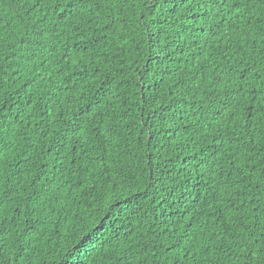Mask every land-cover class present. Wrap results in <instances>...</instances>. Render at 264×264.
I'll return each mask as SVG.
<instances>
[{
  "label": "trees",
  "instance_id": "obj_1",
  "mask_svg": "<svg viewBox=\"0 0 264 264\" xmlns=\"http://www.w3.org/2000/svg\"><path fill=\"white\" fill-rule=\"evenodd\" d=\"M138 15L141 17L136 22L138 28L135 24H126L117 33L115 30L106 31V22L93 23L87 28L81 21L65 17L60 8L40 6L39 0L32 7L29 4L22 7L17 0H5L0 8V18L6 23L11 21L5 36L14 41L25 35L34 26V21L56 31L61 26L69 28L57 38L56 51L51 55L36 45H8L5 59L0 61V85L4 92L0 102L9 121L16 123L13 118L19 117L21 121L27 118L29 125L37 127H60L59 121L52 123L55 121L53 110L49 107L50 101L44 99L46 94L54 95L59 85L67 84L72 90L68 115L73 114L71 101L77 95L82 94L78 102L81 111L89 107L88 101L104 91L111 95L114 89L121 96V101H117L121 106L113 125L116 136L111 149L113 161L118 160L123 166L119 191L106 195L102 203L96 204L94 195H99V190L84 195L76 189L69 199L78 203L73 202L71 207L59 213H49L46 208L33 210V206L24 200L20 201L19 215L17 211H10L15 221L8 224L9 230L15 229L10 241L20 244L25 232H29L30 239L24 240V247L27 249L35 244L41 252L55 246L44 244L49 237L59 242L60 247L46 258L45 264H65L69 254L73 261L80 258L75 249L97 231L101 235L96 249L107 245L114 233L135 245L141 237L163 236L170 227L178 232L174 223L178 219V210H187L193 205V212L201 208L202 202L212 199V182L223 184L232 172L225 153V149L231 151L229 146L226 144L220 148L219 154L215 153L221 138L210 134L213 129L207 126L204 115L190 106L193 102L191 95L183 100L180 98L185 92L180 85L191 76L189 69L195 63L192 57L199 52L193 47L196 34L212 31L208 27H198L205 22L204 8L191 0H176L175 3L145 0L144 11H138ZM41 17L45 18L44 22ZM101 79L104 83L112 79L113 89H103ZM117 84L122 86L117 88ZM191 87L195 90L196 85ZM49 88L53 91L50 92ZM64 95L61 89V100ZM251 99L249 95L248 100ZM173 105L181 107L169 111ZM63 107L62 103L58 105V108ZM124 107L128 108L127 112ZM200 122H205L207 139L192 132ZM223 131L221 128V133ZM51 144L52 141L47 139L37 141L33 145L35 152H29L30 161L21 160L20 182L25 185L22 191L26 190V194L31 190L24 177L31 180L32 174L41 169L50 171L53 176H58L60 170H67L70 178L72 167L69 161L73 153L80 151L79 146L55 144L50 147ZM209 149L213 150L215 159L208 158ZM240 163H244L243 159ZM213 164L215 168L210 167ZM232 179L238 180L239 177L232 176ZM63 180L61 178V182ZM87 183L93 186L91 179ZM234 195L228 219L236 223L229 227L236 230L240 225V230L246 231L244 226L252 227L249 222L256 219L257 209L264 213V185L248 184L245 178L244 183H238ZM113 200L117 202L115 205H112ZM90 203L92 207H89ZM110 205L118 206L115 216ZM204 207L207 208L206 203ZM73 214H78L83 223H79ZM57 225L59 236L55 235ZM223 226L222 222L218 225ZM18 251L19 248L13 246V252ZM96 261L93 253L90 259L83 260V264H95ZM158 264H167V261L162 258Z\"/></svg>",
  "mask_w": 264,
  "mask_h": 264
},
{
  "label": "snow or ice",
  "instance_id": "obj_2",
  "mask_svg": "<svg viewBox=\"0 0 264 264\" xmlns=\"http://www.w3.org/2000/svg\"><path fill=\"white\" fill-rule=\"evenodd\" d=\"M151 2L155 3L156 0ZM168 2L175 3L176 0ZM191 2L203 7L207 14L204 24L198 27H208L212 31L196 34L193 47L199 52L192 57L195 63L189 69L191 76L180 85L185 89L180 98L183 100L191 95L193 102L190 106L204 115L207 126L213 129L210 134L221 138L215 153L219 154L224 145L229 146L231 151L225 149V153L232 165V172L223 184L215 180L212 182V199L202 202L201 208L193 212V205L187 210H178V219L174 221L178 232L170 227L163 236L141 237L135 245L114 233L107 245L96 249L101 235L97 231L82 240L75 249L80 258L73 261L69 254L65 264H83V260L90 259L93 253L97 257L95 264H158L162 258L167 264H264V213L258 208L256 219L249 222L252 227L244 226L246 231H241L240 225L233 230L229 225L236 221L228 219L238 183H244L246 178L248 184L264 185V0ZM4 3L5 0H0V8ZM17 3L22 7L24 4L32 7L38 0H17ZM144 4L145 0H39L40 6L60 8L65 17H73L87 28L93 23L106 22L105 30H115L117 33L126 24L139 27L136 23L141 20L138 11H144ZM40 20L44 22L45 18L41 17ZM33 24L25 35L14 41L5 36L11 21L6 23L0 18V61L5 59L4 54L10 44L36 45L51 55L56 51L57 38L69 31L65 26L56 31L48 29L46 24L45 27L35 21ZM101 84L103 89H113L112 79H108L107 83L101 79ZM193 84L196 85L195 90L191 87ZM121 86L116 85L117 88ZM61 89L65 92L62 100ZM49 91L53 89L49 88ZM249 95L252 97L250 101ZM3 96L0 85V101ZM71 96L72 90L67 84L57 86L54 95L44 96L46 102L50 101L49 107L53 110L55 121L52 123L59 121L61 125L51 129L29 125L27 118L21 121L15 117L16 123H12L4 114V105L0 102V264H21V261L24 264H45L46 258L60 247L58 241L54 242L49 237L44 244L55 246L49 247L47 251L41 252L35 244L26 249L24 240L30 239L29 232H25L20 244H16L15 240L10 241L15 231L8 228L9 222H15L10 211H17L19 215L21 200L32 205L33 210L46 208L49 213H59L71 207L73 202L78 203L69 199L76 189L84 195L95 194L99 190V195H94L96 204L102 203L106 195H114L119 191V176L123 166L118 160L113 161L111 151L116 136L113 125L118 118L117 109L121 106L117 104V101H121L119 92L113 89L111 95L107 91L96 95L88 101L89 107L85 111H81L78 106L82 94L77 95L71 101L73 114L68 115ZM61 103L64 107L58 108ZM178 107L181 105H173L169 111ZM127 111L128 108L124 107V112ZM205 122L196 124L192 132L207 139ZM221 128L224 129L223 133ZM44 139L52 141L50 147L55 144L78 145L80 151L73 153L69 161L72 167L70 178L67 170H60L58 176H53L50 171L41 169L39 173L32 174L31 180L24 177L27 188L31 190L30 194H26V190L22 191L25 185L20 182L21 160L30 161L29 152H35L33 145ZM207 151L208 158L215 159L213 150ZM200 155L204 157V152ZM241 159L243 164L240 163ZM210 167L215 168V165ZM232 176H238L239 179L234 180ZM61 178H64L63 182ZM89 179L93 181V186L87 183ZM116 203L112 201V205ZM13 205L16 207L13 208ZM112 205L109 207L115 216L118 206ZM89 207H92L91 203ZM73 215L79 223H83L78 214ZM221 222L223 228L218 227ZM55 235H60L58 225ZM13 246L19 251L13 252Z\"/></svg>",
  "mask_w": 264,
  "mask_h": 264
}]
</instances>
